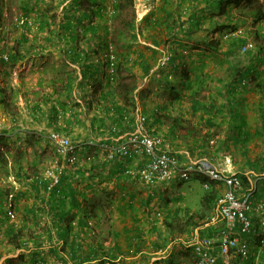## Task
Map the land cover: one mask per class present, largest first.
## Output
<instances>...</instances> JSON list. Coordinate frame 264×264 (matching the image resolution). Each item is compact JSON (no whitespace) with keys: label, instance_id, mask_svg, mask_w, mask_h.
Masks as SVG:
<instances>
[{"label":"crops","instance_id":"obj_1","mask_svg":"<svg viewBox=\"0 0 264 264\" xmlns=\"http://www.w3.org/2000/svg\"><path fill=\"white\" fill-rule=\"evenodd\" d=\"M69 1H62L57 21L64 19L72 4ZM174 1L170 0L169 8L176 7ZM82 3L81 13L86 10L89 14L90 8L91 18L97 20L95 11L100 13V2L82 0ZM154 3L156 6L149 10L147 21L153 16L164 19L165 0ZM40 14L33 15L37 24ZM55 24L58 22L52 21L50 28L41 29L29 25L32 29L12 39L11 49L0 48V53L8 52L11 57L8 62L0 59V149H5L8 161L6 167L0 165V264H33V258L36 264H57L59 260H68L71 264H117L120 261L142 264L136 259L144 254L147 257L149 245L157 248L152 250L154 256L148 264L154 260V264H182L177 261L178 256L173 255L184 251L181 248L187 239L193 234L201 235L202 230L207 231L205 235L216 230L214 226L204 225L212 210L202 203V195L197 194L199 180L195 176L189 180L147 184L138 176L126 173L128 168L143 165L142 153L108 160L104 148L98 145L84 152L78 164L67 166L61 184L51 193H45L36 185L30 168H39L51 160L40 162L38 158L47 149L53 153L48 141L53 131H64L82 143L90 140L99 145L115 143L119 134L134 128L132 116L126 120L120 112H130L126 104L130 101L147 115L152 131L164 135L167 147L184 161L207 156L240 176L246 175L250 181L256 178L264 181V162L261 154L253 149L257 140L245 136L262 127L257 120L250 122L259 94L239 97L246 117L244 124H234L225 111L215 117L214 113L206 114L205 118L214 123L209 127L208 119L204 120L200 110L194 113L184 95L175 99L168 94L164 102L159 97L153 103L150 102L153 95L144 94L148 84L138 88L139 93L134 91L133 96L120 95L114 83L101 76L107 72L102 68L106 52L100 44L102 35L93 33L87 25L72 32L54 27ZM163 27L166 33V25ZM243 29L240 28L244 37ZM150 30L149 33L153 31ZM149 33H143L144 40L157 47L149 39L154 34ZM172 34L173 31L170 40ZM192 51L196 56V51ZM129 59L130 64H138L137 56L132 59L131 55ZM184 63V59H178L176 71ZM152 70L145 74V80L152 78ZM217 96H208L206 104L211 105L214 100L216 108L223 105L225 100L219 101ZM114 126L118 132L113 131ZM199 128L208 134L218 131L222 145L219 152L203 145ZM86 154L92 156L89 161ZM259 188L256 197L263 200L264 186ZM192 215L203 224L190 234L171 240L172 253L161 260L157 253L161 229H167L177 216ZM254 224L256 232L251 236L237 233L240 241L250 248L249 257L242 259L234 252L233 264H264V244L261 245L264 234L259 231L258 217ZM150 234L156 239L150 238ZM18 244L22 247L15 248ZM134 248L137 254L130 255ZM20 254L24 256L21 258Z\"/></svg>","mask_w":264,"mask_h":264},{"label":"built area","instance_id":"obj_2","mask_svg":"<svg viewBox=\"0 0 264 264\" xmlns=\"http://www.w3.org/2000/svg\"><path fill=\"white\" fill-rule=\"evenodd\" d=\"M17 23L19 26L28 24L36 29L39 28L34 16L23 15L17 19ZM231 35L241 36L242 31L238 29ZM254 47L253 41L245 42L240 52L247 54ZM171 56V52H164L159 59L158 67L169 66ZM0 59L10 61V54L2 52ZM108 61L111 65L106 66L111 75L110 79L113 81L116 74L113 67L116 62L114 50H111ZM130 114L125 111L124 118H130ZM132 118L134 119L133 130L119 134V138L112 145H99L95 140L82 143L60 131L51 132L48 135V141L53 149V156L41 170L33 175L32 180L43 188L45 193H51L61 184L67 166L78 164L82 154L97 145L104 148L108 160L127 158L140 152L144 155L143 165L135 169L128 168L126 173L138 176L147 184L189 180L194 174H200L207 178V182L203 185L205 189L213 183L219 190L215 206L204 222L205 226H214L216 230L211 235L193 234L187 239L185 244L192 249L194 255L193 261L189 264H233L234 252L242 259L248 258L250 248L240 241L237 233L251 236L256 232L254 220L258 217L261 223L259 231L264 234V201L256 197L258 181H250V185L245 187L240 174L228 167L220 166L207 156L184 161L179 154L167 147L164 135L152 131L146 114L136 109ZM113 131L118 132L117 126L113 127ZM210 143L215 144V140L211 139ZM85 157L88 160L92 158L87 154ZM172 246V243L161 246L157 252L158 256L161 259L169 257Z\"/></svg>","mask_w":264,"mask_h":264},{"label":"rangeland","instance_id":"obj_3","mask_svg":"<svg viewBox=\"0 0 264 264\" xmlns=\"http://www.w3.org/2000/svg\"><path fill=\"white\" fill-rule=\"evenodd\" d=\"M23 1L24 0H0V25L2 26V28L0 29L1 30L0 31V48L11 49L13 47L12 39H15L18 36V34L22 33L23 31H27L29 29L34 28V26L30 28L28 24L24 26H19L17 23V19L19 17L26 15L25 12L21 10L22 8L21 5ZM62 1L63 0H39L37 1V4L35 6V8L37 9L31 15L33 16L36 13H42V12L49 11L50 14L54 16L53 19L55 20V22H58V24L57 25L55 24L54 27H59L60 20L57 21V18L60 14L58 10H59V6L62 4ZM99 1L101 3V8H102L100 12L103 15L102 17L106 19L107 21L104 22L103 19H101L102 20L101 22H103L102 23L103 25L98 30V33L102 35L104 31H106L104 26L109 27V33H108L109 36L107 38L109 41H111V44H109L110 43L109 42L108 43L109 45L107 47L106 46L104 47L106 51L104 52L105 57L103 56L104 60L106 61L107 60L106 58H109V55L111 54V50H114V55L116 58H118V61H119L118 66L122 68L119 74L121 73L120 75L121 77H123V82L127 84V86L135 85L136 90L134 89V91L136 93L140 92L138 88H142V87L144 88L146 84H148L149 88L148 87L144 88L145 90L144 94L149 93L150 95H153L152 98L150 99V102L153 101V103H156V98H159V97H160V100H162L163 102L165 101L164 100L166 98L165 95H168V93H166V90H167L166 83L168 81H166V79L164 78L165 76L171 79L172 81L178 82L174 84H176L177 88H180L181 90H183L186 84H188L187 89H186L188 93L190 92L189 90H191L190 89L191 86L195 84L194 86H192V88L197 91V96L201 98L202 101L208 102V96H210L211 94H215L216 96L218 95L217 98H220L219 101H223V100L226 101L225 94H226V89H227V85H226L227 82H229L231 79L236 77L238 73L241 71V68L247 65L251 61L250 55H249L250 52L247 54H243L240 52V48L242 45L240 46V44L236 42L238 36L231 35L230 33L231 30L218 32L216 34V38L221 44V47H220L221 50L219 49V51L218 50L217 51H210V50L207 51L205 53V57L203 58V61L198 60L196 56L193 55L195 53H191L192 55H190V51L194 49L193 47L195 43L192 39H190V37L188 36L186 32L180 33L181 35L177 36V38L175 39L177 40L176 41L177 43H174L172 39L170 40L171 33H168V32L164 33L165 29L163 26H161L160 28H159L160 25L153 26L152 28L148 26L146 17L148 16L149 10L151 9L153 10L155 8L156 5L154 1L156 0H132V4H130V1L129 3H127L126 0H99ZM70 2L71 0L69 1V3ZM174 2H175V6H177L179 11L182 12L183 20H187V17L189 16V14H191L196 8H198V10H201L199 7V4L193 0H176ZM120 4H125V6L122 8ZM55 14H57V16H55ZM216 15L217 14H215V17ZM154 18L156 17L153 16L152 19ZM125 20L133 21L136 26V31L142 32L145 35L151 31L150 29H153V31L149 34L153 33L154 36L159 38L160 45L156 47L152 45L151 43H149L148 41L144 40L143 34H140L137 41L131 42V43H129L128 41H124V40L120 41L118 38L114 39L115 32H116L115 29L126 27ZM89 23H90L89 20L88 21L85 20L84 23H81L79 25V28L85 25L88 26ZM250 26H251V23H246L242 27L244 28L243 30L246 31V29H249ZM125 30L127 32V37H128L127 28H125ZM176 31H180V28L178 26H176V28L174 27V32ZM209 31H210V28H209ZM205 32L206 30L204 31L198 30V32H195L193 30L190 33L194 35L198 34L203 38L209 39L211 34L205 35L204 34ZM247 40L253 41L250 39V37ZM171 45L178 47L179 51L182 52L183 55L185 56L184 60L186 63H184L183 66L179 67V71L178 70L176 71V68L175 69L174 68H161V67H158V65H156L154 69L152 70V74H150L152 78L148 79L147 81L144 79L145 74L142 72L141 67L138 64H130L131 60L129 59V57H131L132 55V59H135L138 53H140V50L143 53H147L146 56H148L151 53L149 48L157 49L159 50L158 51L159 54L157 57L159 59L161 52L163 53L167 52ZM202 48H204L203 45H202ZM125 67H127L128 70H126ZM102 68L104 72L108 71L106 62L102 64ZM188 69L191 71V75L189 79H187L185 75V72ZM119 74H118V77H119ZM101 76L106 78V74L101 75ZM211 76L212 78H210ZM190 79L191 81H193V84L191 83V85H189V82H187ZM181 81H184L185 84L182 85ZM113 85L114 87H116L117 81H114ZM248 94L250 95L253 93H246L245 96H248ZM188 98L189 97L185 96V101L191 104L190 99ZM138 101H140V99H138ZM126 104H128L127 105V107L129 108L128 110L132 112L130 116H133L134 111L138 109L139 107H136L135 104L130 101H126ZM245 109H246L245 111L247 112L248 107ZM257 112H259V110ZM194 118H198V117H194ZM250 119H251L250 122L254 121V118L252 117V115ZM199 129L201 130L199 135L203 138L204 141L207 142V145H209V147H212V151L215 152V150H217L219 152L221 150L222 145H221V135L220 136L218 135V131L212 134H208V133H202L203 128H199ZM57 131L64 133V131H61V130H57ZM65 134L68 135L67 133ZM211 139L215 140V144L210 143ZM255 139L257 141L253 145V149L254 151L256 150L255 152H259L261 156L263 155L264 157V145L258 140V138H255ZM75 140L78 141L77 139ZM50 150L51 149H47L43 153H40L41 156L38 158L40 162H47L51 159V157L53 156V153ZM15 151L17 150L15 149ZM86 160H88L87 157H86ZM43 167L44 166H41L39 168L31 167L30 174L34 175V173L41 170ZM256 179L258 181V191H259L260 189L259 187L261 185L264 186V181L259 178H256ZM196 189H197V194H200L203 197L205 189L204 187H202V184L200 183V181L199 182L197 181ZM46 205L47 203L44 206ZM42 221L44 222V219ZM182 226L184 225L182 224ZM182 226L179 220V216H177L176 218L173 219V221H171V227L175 228L179 232V236L190 234L193 231V230L192 231L183 230ZM169 234H170L169 228L165 230L164 228L163 230L161 229L158 235V240L161 242L160 246H163L172 240L169 237L170 236ZM149 237L150 238L154 237V239H156L154 234L152 235L150 234ZM160 246L158 247V249L160 248ZM183 246L184 247H182L181 250H184V251L177 252L173 256L174 258L178 256L176 259L179 263L181 262L182 264H189L194 259L193 252L190 247H187L186 245H183ZM149 248H150L148 250L149 253L148 255H146L147 257H145V254H144L141 259H136V260H139V261L141 260L140 262L142 264H148L151 261L152 256H154L152 253V250H154V248L156 249L157 247L156 245H153V246L149 245ZM135 254H137V250L134 248L132 252H130V255H135ZM161 260H165V259H161ZM155 261L156 260L152 261L150 264H154ZM64 262L69 264L67 261H64V260H59L57 264H61ZM125 263L126 261H123V262L120 261L117 264H125ZM161 263L166 264L164 262H161ZM137 264H140V263H137ZM170 264H176V263L172 262Z\"/></svg>","mask_w":264,"mask_h":264},{"label":"trees","instance_id":"obj_4","mask_svg":"<svg viewBox=\"0 0 264 264\" xmlns=\"http://www.w3.org/2000/svg\"><path fill=\"white\" fill-rule=\"evenodd\" d=\"M37 1L39 0H24L21 5V10L25 12L26 15L32 16L33 12L35 11V6L37 4ZM92 0H90L91 3ZM99 0H96V3ZM132 4V0H126L127 3ZM199 4V7L201 10H198L196 8L189 16L187 17V20H183V14L181 11H179L178 7L176 6L174 9L169 8L170 0H165V5L163 7L164 10V19H152L148 20L147 23H149V26H158V25H166L167 32L172 34V40L174 43H177L175 40L177 36H180L182 32H186L190 39L194 41V50L196 51V58L198 60L203 61V58L205 57V53L207 51H219L221 44L216 38V34L218 32L231 30L230 33L235 32L236 30L240 29L246 22H250L252 27L250 29H246L245 36H238L236 42H238L241 45H243L245 42H248L249 37L251 40L254 41L255 47L253 50L250 51V63L247 66H243L241 68V71L238 73L236 77L231 79L229 82H227V89H226V101L223 103V105H220L216 108L215 101L212 100L211 105L206 104L207 102L202 101L201 98L197 96V91L192 88L189 90L190 92H187V85L183 90L180 88H177L175 81H172L168 77H164L166 81V88L169 95H173V98L177 99L182 97L183 95L186 97H189L190 102L192 104V107L194 109V113H197L199 110L202 112L201 115H203L204 120L208 119L205 118L206 114L214 113L213 116H218L219 114H223L225 111H228V114L230 115V119L234 121V124L240 125L244 124L245 121L243 114V103L239 99V97H242V95L246 93H255L259 94L258 103L256 106V110L251 114L254 118V120H257L258 124L262 125L261 128L254 131L252 134H245V136L250 137L253 136L255 138H258V140L264 145V0H193ZM72 4L69 6V10L67 13L64 14V19L59 22V28L65 29L68 31L74 32L76 29L79 28V25L81 23H84V19H88L90 23L88 24V29L92 31L93 33H97L98 30L102 27L101 22L107 21L104 19L101 14V12L97 13L95 11V16L98 17L97 20H93L91 18V15L93 14L90 8H88L87 11H90L89 14H87L86 10L82 12L81 6L83 5L82 0H72ZM100 2V1H99ZM32 3V4H31ZM100 5V11H101V3ZM120 6L123 8L125 4H120ZM81 9V10H79ZM67 10V9H66ZM80 12V15L77 13ZM215 14L216 17H215ZM57 16V14H55ZM38 18L40 19L37 21L39 23V28H50L52 26V21H55L53 18L54 16L50 14L49 11L42 12ZM206 18V19H205ZM125 24L128 31V37L127 32L125 28L115 29V38H118L120 41H128L129 43L135 42L138 40L140 34H143L142 32L136 31V26L133 21L131 20H125ZM178 26L180 28V31L174 32V27L176 28ZM105 30L102 34L100 44L103 47H107L109 44H111V41L108 40L109 36V27L104 26ZM210 28V31H209ZM198 32V30H206L204 33L205 35H210V38H203L200 35H194L190 33L191 31ZM152 42H154L155 45L159 46L160 41H158L154 36L149 38ZM115 41V40H114ZM110 42V43H109ZM109 43V44H108ZM202 45L204 48H202ZM208 48V49H206ZM151 53L147 55V53H143L140 50V53L137 55V61L138 65L142 68V72L144 74H148L151 72V70L158 65V61L160 57L163 55V52H161V55L158 57L159 50L154 48H149ZM193 50V49H192ZM190 51L191 53H195L193 51ZM221 50V49H220ZM167 52H171V62L169 66L161 67V68H176L177 60L178 59H184V55L182 52H179L178 47L171 45L169 47V50ZM184 57V58H183ZM11 58V57H10ZM106 65L110 67L111 62L108 61V58ZM11 60V59H10ZM126 61V60H125ZM118 58H116V62L114 64L115 69V76L114 80L111 81L110 79V73L107 71L106 78H108V81L110 83H114V81H117L116 91L122 95L125 96H133L134 89L136 88L135 85L127 86L123 82V77H121L120 66H118ZM127 62V61H126ZM121 65V64H120ZM126 70H128L127 67H125ZM119 74V77H118ZM186 78L189 79L191 75V71L188 69L185 72ZM189 85L191 83L193 84V81L188 80ZM223 82V81H221ZM173 84L171 86V84ZM182 85L185 84L184 81H181ZM170 84V86H169ZM196 91V92H195ZM257 109L259 112H257ZM120 111V110H119ZM123 115V110L120 111ZM207 126L213 125V121H210L208 119V122H206ZM230 126H233V122H230ZM206 145L207 142L203 140V145ZM261 161L264 162L263 155L261 156ZM7 159H6V153L5 149H0V165L2 167L7 166ZM193 176L196 177L197 180L200 181L201 184L204 185L205 182H207V178L200 174H194ZM241 178L243 181V184L245 187H248L250 185L249 178L246 177V175L241 174ZM36 185H38L36 183ZM205 189V188H204ZM22 195V194H21ZM219 195V190L216 188L215 184H211L208 189H205L204 195H203V203L209 205V209L213 210L216 200ZM208 210V209H207ZM206 212V211H203ZM192 216H179V220L184 226H182L183 230L186 231H192L195 227L202 225L203 222H198L193 219ZM170 230V238L173 240L179 236V232L171 227V223L168 226ZM207 230V229H206ZM207 231L202 230L200 234L202 236L205 235ZM190 233V232H189ZM19 235V234H18ZM208 235V234H206ZM22 244L15 245V248H21ZM24 255L20 254L19 257H23ZM68 262V260H67ZM33 264H36L35 258H33L32 261ZM70 264V262H68Z\"/></svg>","mask_w":264,"mask_h":264}]
</instances>
